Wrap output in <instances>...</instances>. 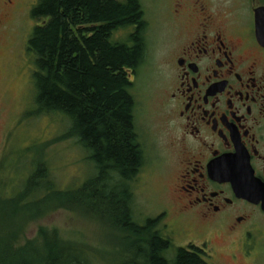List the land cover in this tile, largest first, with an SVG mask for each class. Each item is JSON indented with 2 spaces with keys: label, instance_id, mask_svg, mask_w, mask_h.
<instances>
[{
  "label": "flooded vegetation",
  "instance_id": "af4514ba",
  "mask_svg": "<svg viewBox=\"0 0 264 264\" xmlns=\"http://www.w3.org/2000/svg\"><path fill=\"white\" fill-rule=\"evenodd\" d=\"M38 4L0 0V52H11L3 42L14 46L23 39L15 79H24L25 86L14 97L0 78V116L3 106L34 103L33 70L25 63L32 57L29 37L14 24L35 21L29 34L45 25L32 16ZM259 7L264 0H140L137 23L112 35L130 49L133 36L139 42L140 61L125 69L134 99L133 132L142 150L139 172L147 161L142 139L155 129L173 197L144 222L154 220L161 239L172 245L169 262L183 249L201 264H264V47L256 39L254 19ZM148 62L154 64L158 90L152 108L137 106L136 100ZM171 213L172 221L160 226ZM176 238L182 244H175Z\"/></svg>",
  "mask_w": 264,
  "mask_h": 264
},
{
  "label": "trees",
  "instance_id": "16d2710c",
  "mask_svg": "<svg viewBox=\"0 0 264 264\" xmlns=\"http://www.w3.org/2000/svg\"><path fill=\"white\" fill-rule=\"evenodd\" d=\"M139 2L39 0L33 10L35 19L46 22L35 28L27 44L35 67L36 113L68 119L71 128L64 137L75 138L85 150L93 175L77 188L60 190L48 165L36 163L19 191L0 200L2 220L8 221L0 230V264H95L93 253L65 242L56 231L41 229L37 241L17 244L27 222L60 208L120 232L132 249L120 255L119 264H201L183 249L169 262L172 245L161 239L157 223L140 224L133 216L129 183L143 159L133 132L134 99L125 69L137 65L141 50L137 35L131 49L112 35L137 23Z\"/></svg>",
  "mask_w": 264,
  "mask_h": 264
},
{
  "label": "rangeland",
  "instance_id": "374dc122",
  "mask_svg": "<svg viewBox=\"0 0 264 264\" xmlns=\"http://www.w3.org/2000/svg\"><path fill=\"white\" fill-rule=\"evenodd\" d=\"M35 21L22 19L14 24L21 34H29ZM12 44V43H11ZM10 45V53L0 52V66L7 62V68L0 69V78L6 80L8 87L13 88L14 97L19 96L25 86L24 79L18 82L16 65L21 68L22 60L15 59L23 49V39L18 37L14 46ZM2 45V44H0ZM34 71L33 56L25 62ZM149 64V65H148ZM148 69H142L137 82V106H156V87H153V62L146 64ZM9 67V68H8ZM2 68V66H1ZM20 71V70H19ZM17 71V72H19ZM32 71V72H33ZM154 75V77H153ZM151 82V83H150ZM4 86L6 85L3 84ZM7 87V85H6ZM15 87V88H14ZM30 106H3L0 116V200L13 197L21 188L36 163L41 161L48 165L51 177L58 189L70 190L81 186L86 179L93 175V169L86 159L87 153L75 138L64 137L71 126L62 114L36 113V92L31 82ZM4 87L0 90L3 92ZM17 99V98H16ZM152 108V107H151ZM142 133V132H141ZM146 148V164L137 176L129 183L133 196V216L136 222L142 224L145 218H155L171 204L172 191L170 181L162 169L160 145L162 140L155 129L142 139ZM160 161V162H158ZM91 177V176H90ZM41 217L27 222L18 238V245H26L28 241H37L41 229L47 232L56 231L58 236L82 246L96 257L95 264H119L120 255L130 252V242H125L123 235L117 230L94 220L91 217L68 209L45 210ZM5 214L0 208V230L8 221H3ZM172 213L165 217L160 226L170 223ZM129 241H131L129 239ZM182 240L176 238L175 244ZM41 242V241H40ZM182 244V242H181Z\"/></svg>",
  "mask_w": 264,
  "mask_h": 264
},
{
  "label": "water",
  "instance_id": "95a60500",
  "mask_svg": "<svg viewBox=\"0 0 264 264\" xmlns=\"http://www.w3.org/2000/svg\"><path fill=\"white\" fill-rule=\"evenodd\" d=\"M255 33L258 43L264 47V7L254 11Z\"/></svg>",
  "mask_w": 264,
  "mask_h": 264
},
{
  "label": "bare ground",
  "instance_id": "6f19581e",
  "mask_svg": "<svg viewBox=\"0 0 264 264\" xmlns=\"http://www.w3.org/2000/svg\"><path fill=\"white\" fill-rule=\"evenodd\" d=\"M12 37V36H11ZM21 101V100H20ZM50 178V177H49ZM73 189V188H72Z\"/></svg>",
  "mask_w": 264,
  "mask_h": 264
}]
</instances>
